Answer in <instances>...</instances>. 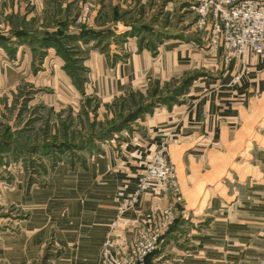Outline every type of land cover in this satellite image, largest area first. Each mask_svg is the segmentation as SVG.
Here are the masks:
<instances>
[{"label":"crops","instance_id":"obj_1","mask_svg":"<svg viewBox=\"0 0 264 264\" xmlns=\"http://www.w3.org/2000/svg\"><path fill=\"white\" fill-rule=\"evenodd\" d=\"M75 1L81 9L76 16L74 10L73 21L85 16L86 27L71 21ZM52 6L61 7L60 19H54L69 35L85 27L111 28L125 37L126 56L121 49L114 59L93 50L89 60L90 68L119 70L122 77L111 81L114 86H134L130 79L145 72L170 76L183 70V58H191L188 66H194L204 55L183 42L180 27L172 30L164 19L173 13L171 7L181 14L192 11L185 0L179 5L172 0H55ZM108 12L111 18L105 17ZM147 33L169 40L153 51L137 41ZM246 66L249 71L236 80L244 65L232 59L221 75L194 84L179 105L150 116L145 134L94 156L83 168L62 162L45 186L28 191L21 175L15 184L2 180L0 203L28 213L19 233L0 236V260L33 264L41 257L44 264H99L109 238L126 246L144 224L156 227L168 214L152 264H259L264 260V59L252 57ZM164 139L179 191L146 192L126 213L131 226L112 231L118 191L136 189Z\"/></svg>","mask_w":264,"mask_h":264},{"label":"rangeland","instance_id":"obj_2","mask_svg":"<svg viewBox=\"0 0 264 264\" xmlns=\"http://www.w3.org/2000/svg\"><path fill=\"white\" fill-rule=\"evenodd\" d=\"M172 1L179 5L183 0ZM54 2L0 0V143L7 141L12 145H26L29 151L32 146L40 147L37 152L16 158L14 151L3 153V158H0V182L3 180L6 184H15L21 175L28 191L34 186L47 185L50 174L64 161L79 164L83 168L94 156L111 148L119 150L127 138L145 134L150 116L161 109L170 110L179 105L183 95L194 84L221 75L228 63L222 49L217 53L210 52L208 31L196 27L193 10H185L181 14L180 10L171 7L173 13L169 14V18L164 16V19L171 21L172 30H179L180 27L183 30V42L203 49L204 55L198 57L194 66H188L191 58H183V70L170 76L159 72L149 77V73L145 72L130 79V82L134 80V86H114L111 81L116 82L117 78L122 77L118 74L119 70L90 68L89 60L96 50L109 59L118 56L119 49L126 56L125 37L108 28L100 30V37L64 40L60 43L61 49L55 45L46 47L39 40L44 38V34L65 29L62 21L57 23L54 19L61 16V7L52 6ZM80 5L76 1L70 5L73 13L71 21L76 8L75 16L79 13ZM84 10L85 13L89 12V8ZM109 13L106 18H111ZM76 18L74 23L86 27L85 16ZM22 32L28 33L27 36L20 35ZM166 40L169 39L153 37L148 33L137 38L141 47L153 51ZM212 62L215 66H210ZM188 79H193L190 85L183 86V92L176 94V90ZM202 87L207 88L206 85ZM152 100L155 102L151 110H146L124 129L112 130L136 111L139 105ZM106 131L110 132L106 138L97 137ZM89 139L93 141L87 145L81 144ZM62 143H70L76 148L74 151H57L56 154L41 152L44 144L54 145L58 149ZM27 213L22 207L0 203V236L3 232L19 233V224L27 218ZM162 218L166 221L170 219L168 214ZM0 264L7 262L0 260ZM33 264L44 262L39 257Z\"/></svg>","mask_w":264,"mask_h":264},{"label":"built area","instance_id":"obj_3","mask_svg":"<svg viewBox=\"0 0 264 264\" xmlns=\"http://www.w3.org/2000/svg\"><path fill=\"white\" fill-rule=\"evenodd\" d=\"M196 13L195 25L208 31L210 52L222 49L226 62L238 59L244 69L237 75L241 79L252 57L264 59V2L260 0H185ZM81 20V19H80ZM166 140L161 143L145 164L136 189L127 194L118 191L116 195L117 215L112 231L130 227L127 211L149 191H179L175 164L169 159ZM165 217V216H164ZM166 220L156 227L144 224L128 245H120L109 238L103 247L99 264H146L147 257L159 248ZM162 235V236H161ZM46 264H52L50 260ZM259 264H264L261 260Z\"/></svg>","mask_w":264,"mask_h":264},{"label":"trees","instance_id":"obj_4","mask_svg":"<svg viewBox=\"0 0 264 264\" xmlns=\"http://www.w3.org/2000/svg\"><path fill=\"white\" fill-rule=\"evenodd\" d=\"M28 33H25L23 34L20 33V35H26ZM102 33L100 31H95L93 29H87V28H83L81 31H79L78 33L76 34H67L65 33L63 30H58V31H55V32H52V33H48V34H44V38L43 39H39L40 40V44H43L45 45L46 47L50 46V45H55L56 47H59L61 49V42L62 41H66L68 40L69 38L70 39H73V38H81V39H86V38H91V37H97V36H101ZM27 36V35H26ZM1 43V41H0ZM193 79H188L185 81V84L183 85L182 84V87L179 89V90H176V94H181V92H183V86L184 87H187L188 85H190V83L192 82ZM171 98V97H170ZM172 98H175V97H172ZM155 101L152 100L146 104H143V105H139L138 106V109L136 111H134L133 113H131L130 115H128V117H126L125 120H123L121 123H118L116 127H113L112 130H122L125 128V126L127 124H129L131 121L137 119L138 117H140L141 114H143L146 110H151L153 108V103ZM110 132L106 131V132H103L101 133L100 135H98L97 137L99 138H106L108 136ZM93 139H89L87 141H82L81 144L82 145H87V143H90L92 142ZM77 146V145H75ZM43 152L44 154H50V153H55L58 151V152H64L62 150H75L74 148V145H71L70 143H62L61 146L57 147L54 146V145H50V144H44L43 147H42ZM83 148V147H82ZM85 148V147H84ZM40 149V147L37 145V146H32L30 151L27 149V146L26 145H21V144H15V145H12V143L10 142H2L0 143V158L2 157L3 158V153H5L7 150H11L12 152L14 151V155H15V158L17 156H20V155H27L29 154V152L33 153V152H37L36 150ZM2 160V159H1ZM0 160V164H2ZM158 249H156L153 253H151L148 257H147V260H146V264H152V259L154 257V255L157 253Z\"/></svg>","mask_w":264,"mask_h":264}]
</instances>
